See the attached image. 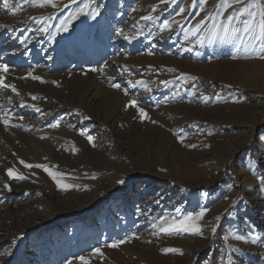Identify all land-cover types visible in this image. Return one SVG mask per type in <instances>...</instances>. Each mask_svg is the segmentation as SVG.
<instances>
[{
	"label": "rangeland",
	"instance_id": "374dc122",
	"mask_svg": "<svg viewBox=\"0 0 264 264\" xmlns=\"http://www.w3.org/2000/svg\"><path fill=\"white\" fill-rule=\"evenodd\" d=\"M156 1L0 0V264H264L260 45L213 35L220 0ZM201 211L199 233L159 232Z\"/></svg>",
	"mask_w": 264,
	"mask_h": 264
},
{
	"label": "snow or ice",
	"instance_id": "6c2138e0",
	"mask_svg": "<svg viewBox=\"0 0 264 264\" xmlns=\"http://www.w3.org/2000/svg\"><path fill=\"white\" fill-rule=\"evenodd\" d=\"M174 2V0H173ZM197 0H193V5H195ZM8 0H5V4L7 5ZM34 6L38 5L40 7H43L45 5H52L55 7L56 5L53 3V0H33ZM199 3L201 5V11H203V5L207 3V0H199ZM234 5H239V7H234ZM84 7H88L87 4L84 5ZM218 11L210 16V19L213 21L212 24V32L213 35L216 34V30L223 27L225 32L229 31V28L233 26L234 24L242 25V28H236L231 27V31L233 33L236 32H243L247 36H249L253 41L259 43L260 50L258 54V58L264 59V0H220L219 4L217 5ZM228 9H232L230 14L227 16H224L225 11ZM185 10L180 9V13H183ZM151 16L142 17L141 19L149 20L151 19ZM223 18V19H221ZM226 20L227 23H224ZM203 20L197 23L194 28L191 29V35L195 36L198 32H200L201 27L203 26ZM67 29L65 28V31ZM198 43L204 42V36H200ZM9 71V67L7 64L0 63V87L7 88L12 87V91H16L14 86H10L5 83V74H7ZM93 71H96V69H93ZM31 79L34 80H41L39 76L32 75L31 73L28 74ZM186 75V74H182ZM192 79H196L195 77H192ZM43 82V81H41ZM139 83V82H138ZM167 83V82H165ZM113 87L119 88L120 85L115 84ZM33 99H36V97H33ZM130 105L133 107L137 106L136 101H131ZM23 106V105H22ZM36 111H39L37 108ZM140 117L141 118H148L147 113L143 108L138 109ZM10 117L5 115L3 118H0V122H2L5 127H8L10 125ZM20 119H23V117H20ZM155 123V121H153ZM60 124V121H56L55 123H52L49 125V127L56 128ZM15 126V125H12ZM81 135H86L87 139L90 144H92L93 147H95L94 144V138L91 135H88L85 132H81ZM189 147H196V145H189ZM76 151V149H73ZM20 164H22L25 168H42L45 172L48 173V175L55 181L57 186L61 188L62 190H67L73 185H69L66 183H62V178L65 175L62 172H55L51 171L49 169L48 165L44 164H29L26 163L24 160L19 161ZM7 174L9 178H15L23 180L26 177H24L22 174H19L18 172L14 171V169L9 168L7 169ZM122 183V181H121ZM4 187L8 188L9 191H11V188L8 185H5ZM205 213L201 211L195 216H185L181 220H173L171 224H168L166 227L161 225L159 226V232L165 233V234H172L173 232H193V233H199L201 231L200 225L197 223V221L201 220L204 217ZM154 228L157 227V225H153ZM215 231V229H213ZM237 239H244V237L237 236ZM257 238L252 239V243H256ZM125 241H120L119 243H114L112 245H109V247H119L120 244L124 243ZM162 251L167 253H179L183 254L180 249L176 248H164ZM94 254L102 256L103 253L101 252L100 248L94 249ZM81 264H90V260L87 259L84 256L78 257Z\"/></svg>",
	"mask_w": 264,
	"mask_h": 264
},
{
	"label": "bare ground",
	"instance_id": "6f19581e",
	"mask_svg": "<svg viewBox=\"0 0 264 264\" xmlns=\"http://www.w3.org/2000/svg\"><path fill=\"white\" fill-rule=\"evenodd\" d=\"M150 0H144V4H148ZM161 1V0H158L156 1L157 3ZM150 4V3H149ZM93 85V84H92ZM188 105V104H187ZM187 108L186 105H183V109ZM172 110V108H171ZM41 160V159H40ZM47 181V180H46ZM51 182V181H50ZM49 184V183H48ZM123 248V247H122ZM125 248V247H124ZM127 248V247H126ZM124 253V252H123ZM126 253V252H125ZM110 257L114 260L115 264H122V262H130L129 259H125L126 256H121L119 254H116V255H110ZM131 264V263H129Z\"/></svg>",
	"mask_w": 264,
	"mask_h": 264
}]
</instances>
